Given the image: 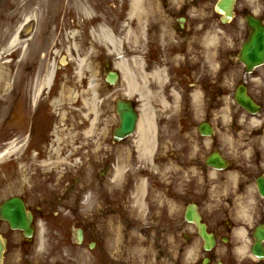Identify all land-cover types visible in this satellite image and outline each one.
<instances>
[{
    "label": "flooded vegetation",
    "instance_id": "af4514ba",
    "mask_svg": "<svg viewBox=\"0 0 264 264\" xmlns=\"http://www.w3.org/2000/svg\"><path fill=\"white\" fill-rule=\"evenodd\" d=\"M99 2L108 9L82 23L78 45L102 46L101 27L116 41L93 62L107 134L98 111L84 135L94 117L62 72L68 50L44 88L45 75L27 89L18 79L14 155L0 162V190L12 180L13 192L0 206L16 198L23 228L0 220L1 264H264V0ZM143 105L154 113L144 142ZM120 108L136 118L129 132ZM191 169L203 184L181 182ZM213 184L228 195L209 212Z\"/></svg>",
    "mask_w": 264,
    "mask_h": 264
},
{
    "label": "rangeland",
    "instance_id": "374dc122",
    "mask_svg": "<svg viewBox=\"0 0 264 264\" xmlns=\"http://www.w3.org/2000/svg\"><path fill=\"white\" fill-rule=\"evenodd\" d=\"M96 5H98L97 8ZM95 9L101 12L100 14H105L104 10L108 7L98 0H0V53H4L0 60V75L3 78V80H0V152L14 141L13 120H10L9 116L13 111V89L17 87L16 82L18 79L21 80L23 89L33 87V78L37 75L41 77V75L49 72L53 64V59L50 57L58 59L57 55L63 53L61 49H66L72 60L69 62L67 69L62 70V72L70 73L73 76L69 78L68 85L71 88L81 89L79 85L83 83L81 84L83 86L82 90H87L88 77L91 76V73L83 71V76L86 78L79 81L75 73L77 70L75 64L77 55L79 57L88 55L93 67L96 51L101 50L109 53L112 49L104 36L103 39L100 38L102 46L97 47L95 45L90 48L92 45H86V48H82V51L79 48V30L86 19L96 14ZM65 22H68L69 28L66 29V32L63 31L64 26H67ZM29 26H32V30L27 36L28 38L25 39L24 32ZM18 34H20V37H18ZM14 37L21 39L23 43L20 46L13 45L10 49ZM102 61L106 62L105 55H103ZM93 76L96 90L95 99L102 119L99 123L101 127L100 136H105L110 124L109 118L106 117V115L109 117L110 114V98L108 92L100 91V82L102 81L95 80V75L93 74ZM30 82L31 86L28 84ZM5 83L8 88H4ZM38 86L39 84L35 87L38 88ZM87 98H89V95ZM165 130L168 129L165 128ZM10 159L5 161V165L12 163ZM12 183L11 180L8 185L9 188L6 186L0 190V199L9 196L10 191L13 190ZM121 241L122 236L117 235L116 242ZM134 245L140 248L139 241H134Z\"/></svg>",
    "mask_w": 264,
    "mask_h": 264
},
{
    "label": "bare ground",
    "instance_id": "6f19581e",
    "mask_svg": "<svg viewBox=\"0 0 264 264\" xmlns=\"http://www.w3.org/2000/svg\"><path fill=\"white\" fill-rule=\"evenodd\" d=\"M134 1H138V0H134ZM100 33L102 36L105 37V39L108 40V42L110 43V45L112 47H115L116 41L108 29L101 27ZM22 43H23V41L21 39L14 37L13 43L10 45V49L12 48L13 45L20 46ZM3 54L4 53H2V52L0 53V60L2 59ZM75 63L77 66L78 75H80L83 71H89L91 73V76L89 77V81H88V91H87V94L90 95V98L84 100L85 113H88V116L91 119H92V117H94V119L90 121L89 129L86 130V132L84 133V135L89 136L90 134H92V131L94 130L95 117L97 116V102L95 99V86H94V76H93L94 73H93V69L91 68V66H89L87 58H77ZM51 73H53L52 67L49 71V76H48V73H47V75H45L43 84L48 83V80L50 78ZM1 77H2V75H0V80H3V78H1ZM4 88H8L6 83L4 84ZM142 112H143V115H142L143 117H142V120L140 122L139 131H138L137 136L140 139V141L144 142V141H146V139H150V137L152 136L154 113H152L147 108L146 105L142 106ZM13 153H14V146L11 143V146L7 149V152L0 155V161L7 159L8 156H12ZM58 160H59V158L57 157L56 163L60 162Z\"/></svg>",
    "mask_w": 264,
    "mask_h": 264
},
{
    "label": "clouds",
    "instance_id": "9594fccd",
    "mask_svg": "<svg viewBox=\"0 0 264 264\" xmlns=\"http://www.w3.org/2000/svg\"><path fill=\"white\" fill-rule=\"evenodd\" d=\"M195 178L198 184H203L204 180L202 179V177L200 176V174L195 170V169H191L189 172L184 173V175L181 178V182H187L191 179ZM239 179V174L236 173L234 174L233 178H230V180L232 181V187L235 188L236 187V182H238ZM210 182L211 181H216L217 177L215 175H211L209 178ZM218 187V185L213 184L212 188H213V194L211 197V202L207 205V211L212 212L214 209H216L219 205L220 202V197L223 196H227L228 193L227 191H221L219 193L216 192V188ZM245 203L251 205L255 204V199L254 198H249L248 200L244 201ZM239 201L237 202V207H239Z\"/></svg>",
    "mask_w": 264,
    "mask_h": 264
},
{
    "label": "water",
    "instance_id": "95a60500",
    "mask_svg": "<svg viewBox=\"0 0 264 264\" xmlns=\"http://www.w3.org/2000/svg\"><path fill=\"white\" fill-rule=\"evenodd\" d=\"M229 1H231V0H228V2ZM221 11L223 12V10H221ZM28 31H30V29L26 30L25 34H27ZM112 78H113V76L110 75L109 81L113 82L114 79H112ZM119 112H120V118H121L120 130L123 133L131 131V129L134 125V122H131V120L127 117V115L125 114V112L121 108L119 109ZM12 202H14V200H12L10 202V204ZM8 212H10L9 207L7 206V204H5L3 207L0 208V218L7 221L11 225V227H13V228H23V224L19 223V221L17 220L15 215L8 213ZM1 253H2V243L0 241V260H1Z\"/></svg>",
    "mask_w": 264,
    "mask_h": 264
}]
</instances>
